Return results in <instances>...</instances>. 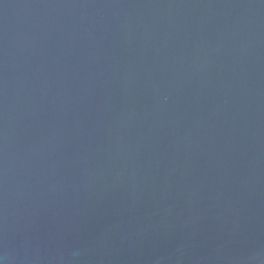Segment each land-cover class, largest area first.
Wrapping results in <instances>:
<instances>
[{"label": "water", "instance_id": "95a60500", "mask_svg": "<svg viewBox=\"0 0 264 264\" xmlns=\"http://www.w3.org/2000/svg\"><path fill=\"white\" fill-rule=\"evenodd\" d=\"M0 264H264V0H0Z\"/></svg>", "mask_w": 264, "mask_h": 264}]
</instances>
